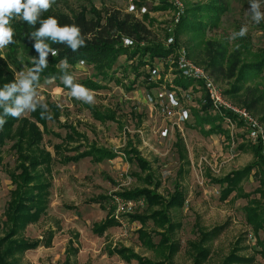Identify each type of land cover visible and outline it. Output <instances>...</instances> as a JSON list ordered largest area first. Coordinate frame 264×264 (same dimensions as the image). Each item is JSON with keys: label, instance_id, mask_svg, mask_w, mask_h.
Here are the masks:
<instances>
[{"label": "rangeland", "instance_id": "1", "mask_svg": "<svg viewBox=\"0 0 264 264\" xmlns=\"http://www.w3.org/2000/svg\"><path fill=\"white\" fill-rule=\"evenodd\" d=\"M130 1L55 0L49 11L68 15L82 10L91 15L90 12L96 11L101 19L108 15L106 12H119L120 18L121 15L130 14L148 30L145 38L141 36V45L160 44L165 47L170 36L174 42L176 37L177 49L186 51L190 61L207 71L223 93L231 89L241 64L250 62L264 49V21L255 24L246 17L249 0H222L225 11L220 14L216 27H209L203 34L180 30L178 23L185 13L190 16L193 9L210 0H179L182 14L178 20L177 9L171 0H132V3L140 4L134 10L129 9ZM141 8L145 9L144 13L140 11ZM245 22L249 25L248 34L230 41L229 34L238 31ZM9 50L8 46L0 49V59L12 71V83H15L17 74L31 67L24 63L22 56L18 57L20 65L13 66L6 58ZM34 53L39 57L36 49ZM212 56H217L218 71L204 68ZM175 57L177 59L176 52L163 60L154 61L152 66L158 70L154 81L160 82L158 87H148L140 78L132 89H128L133 80L130 68L122 72L121 66L126 65L124 56L119 57L114 66L117 71L115 76L123 79L121 84L101 82L92 66L77 62L70 68L76 83L91 79L103 87L99 90L89 89L94 96L91 104L73 97L61 79L44 80L34 87L36 104L54 103L60 109V116L57 122H47L45 128L37 124L42 136L40 146L54 158L49 206L46 215L38 223L26 228L24 237L36 240L47 237L49 231L54 234L51 246L26 251L20 258V264H61L73 248L77 253L70 257L72 264H139L135 259L127 262L117 255L109 254L114 247L121 246L149 260L162 259L158 248L150 249L138 239L139 222L130 223L128 219L125 227L118 225L108 228L102 237L92 231L93 225L101 222L107 212L112 216L109 202L112 195L148 187L142 181L144 173L124 152L130 147L136 149L138 155L150 165L153 180L160 184L157 193L167 199L176 184L185 192L182 207L170 210L174 221L179 223L171 238L179 246L171 264H193L187 252V243L196 238V225H201L207 231L222 227L219 234L207 244L210 256L203 264L221 263L233 247H236L237 255L250 259L246 264H264V255L258 252L259 241L264 242V231L254 233L245 220L246 207L253 206L250 200H259L260 206L264 208V199L253 192L258 186L257 181L250 174L248 179L241 182V192H233L225 200L220 199V187L214 182L251 163L254 157L250 146L254 144L244 136L240 122H235L232 128L222 124L227 133L208 132L210 125L200 123L198 117L217 114L211 105L207 113L201 111L202 103L208 99L197 82L190 80L186 90L176 88L175 80L181 79V76L176 68ZM52 58L48 55L47 60ZM25 59L31 62L28 57ZM245 74L246 79L240 82L238 93L224 95L231 103L242 108H246V101H255L253 109L247 110L261 122L264 130V121H260L264 116V73L257 75L246 71ZM171 90L180 99V109H172L166 101L165 95ZM148 96L153 98L152 102ZM86 105L102 114L113 113L114 120L97 121ZM181 109L188 110L190 116L183 125L177 127L176 112ZM164 129L168 131L166 137L161 136ZM70 133L76 140L62 150L61 139ZM179 139L186 151L187 162L179 158L176 146ZM11 145V141H6L0 148V220L4 219L3 211L9 191L13 189L9 173L15 166V154ZM57 145L61 146L59 154L54 150ZM90 145L112 151L116 156L100 163H94L89 158L67 164L57 160V155H75ZM74 147L78 150H67ZM100 197L101 203L94 202ZM147 224L149 232L153 226L150 222ZM151 239L157 243L159 237L152 235Z\"/></svg>", "mask_w": 264, "mask_h": 264}, {"label": "trees", "instance_id": "2", "mask_svg": "<svg viewBox=\"0 0 264 264\" xmlns=\"http://www.w3.org/2000/svg\"><path fill=\"white\" fill-rule=\"evenodd\" d=\"M222 0H210L204 5H200L191 11L190 16L185 15L181 17L178 23L180 30L184 29L195 34H203L206 29L216 27L220 14L225 11L221 4ZM136 6H140L136 3ZM82 10L74 15H68L57 11H45L41 14L40 19H47L50 16L55 17L60 26L75 24L81 28L82 35L86 37L87 46L81 47L78 51H73L66 43H53L47 40L52 48L58 50V55L48 60V66L41 71L36 72L38 81L34 82V87L44 80L54 79L56 81L61 79L64 75L60 65L61 60L67 58L70 67L66 70L70 74L72 68L77 62H84L86 65L92 66L95 76L101 82L114 81L121 84L123 79L116 77L114 66L119 57L124 56L126 65H122V72L127 71V67L131 70L133 80L128 89H132L135 81L140 79L148 87H158L160 82L152 80L151 71L154 68L152 65L154 61L163 60L165 57L174 53L177 46L175 42L172 47H163L160 44L141 45L140 40L148 34L147 28L135 19L130 14L121 15L119 12L112 11L105 19L98 16V12L92 11L85 13ZM205 20H209L205 21ZM10 27L14 30V43L8 47L11 49L6 56L7 60L13 66L20 65L18 57L22 56V60L31 68H34L33 58L39 59L38 55L34 53L35 39L31 38V33L40 27L37 22L34 26L27 24L19 17H14L10 21ZM122 38H129L132 44L124 46ZM33 41L32 43H30ZM240 44V43H239ZM19 52L22 54L19 55ZM219 54V53H218ZM189 55V54H188ZM221 57L220 55H217ZM217 56H212L206 63V70H219ZM31 59V62L28 59ZM149 69H144L147 67ZM30 68V69H31ZM251 74L264 73V49L258 53L250 62H244L238 68L234 84L231 89L226 90L225 94H236L240 90V82L246 79L245 72ZM125 76V74H124ZM126 77V76H125ZM127 78V77H126ZM13 82V74L8 69L4 60L0 59V88L6 84ZM78 84L83 85L87 89L99 90L102 87L98 81L85 79L79 81ZM176 87L183 90L188 89L190 82L181 77L175 80ZM255 101L245 102L246 109H253ZM50 111V119L42 118L41 111H45L42 104H36L35 111L29 113L28 117L13 118L12 116H4L6 123L0 127V148L6 141H11V149L15 154V166L12 172L9 173V178L13 189L9 191V199L3 211V220H0V264H20L21 256L29 250H34L40 246H51L53 232L49 231L47 237L42 239L30 240L24 237V231L29 225H34L46 215L49 206V196L52 176L53 156L46 149L40 146L42 136L37 128V124L43 128L46 127L47 122H57L60 116V109L54 103L46 102ZM94 117L99 122L107 120H114L113 113L102 114L96 111L92 106L86 105ZM201 111L207 113L210 109L208 101L202 103ZM0 115H3V109L0 108ZM200 123L210 125L209 133H227L222 127L221 117L217 114L215 116H200L198 117ZM264 121V116L260 118ZM76 136H80L73 131ZM81 137V136H80ZM75 137L72 133L65 135L61 139L62 150L71 142H75ZM179 139L177 143V150L179 158L187 162V154ZM68 148V147H67ZM260 145L250 146V151L254 157L253 161L245 166L243 169L233 171L223 178L214 180L220 187V199L225 200L227 197L236 191L241 192L240 185L245 179H248L251 174L257 181L258 186L254 189V193L264 199V156L261 155ZM60 145L54 147L55 153L59 154ZM67 150H78L74 147ZM66 150V151H67ZM128 155L130 161H134L139 167L140 171L144 173L142 181L148 186L144 188H137L133 190L117 193L125 198H143L146 201V207L140 211L128 216L129 222H139L141 227L137 230L138 239L148 248H158L162 254V259L158 261L149 260L147 258L137 256L129 248L114 247L109 252L111 255H117L119 258L129 262L132 259L137 260L139 264H171L174 254L178 251V244L172 241L175 229L179 227V223L175 222L170 210L180 209L184 203L185 192L178 184L174 186L173 192L165 199L160 193H157L159 182L153 180L150 165L138 155V151L130 147L124 151ZM1 154V150H0ZM57 160L62 164L70 162L76 163L82 159L89 158L94 163H100L104 160L113 159L116 154L95 145L88 146L84 151L76 153L75 155H57ZM150 186H153L152 188ZM246 197V195H242ZM103 198V197H102ZM101 197L94 202L101 203ZM253 206L246 207L245 220L251 227L254 233L264 231V208L260 206L259 200L252 199L249 203ZM150 222L153 229L148 232L146 226ZM116 220L107 212L105 218L98 224H94L92 231L97 236H103L104 232L111 227L118 226ZM222 227H214L211 230H205L201 225L195 226L196 238L187 243V252L190 254L193 264H203L210 256V248L207 244L216 237ZM152 235H157L159 240L154 243L151 239ZM260 250L258 251L264 255V242L258 243ZM76 249H72V253H68L65 260L61 264H72L70 257L75 256ZM248 258L237 255L236 247L219 264H246Z\"/></svg>", "mask_w": 264, "mask_h": 264}, {"label": "clouds", "instance_id": "3", "mask_svg": "<svg viewBox=\"0 0 264 264\" xmlns=\"http://www.w3.org/2000/svg\"><path fill=\"white\" fill-rule=\"evenodd\" d=\"M54 3L55 0H0V49L15 42L14 30L10 27L12 18L19 17L20 20L32 26L37 22L40 23L39 29L31 33V38L35 39L34 47L39 52V59L33 58L35 67L21 71L17 74L15 83H9L0 88V108L3 109V115H0V127L6 123L4 116L20 118L36 110L34 82L38 81V76L35 73L48 66L49 53L53 57L58 55V50L46 43L47 40L53 43H66L74 52L87 46L86 37L90 38V34L82 35L81 28L74 23L60 26L53 16L40 19L41 14L48 11ZM248 4L246 17L255 24L264 21V0H249ZM248 31L249 25L245 22L238 31H232L229 34V40L243 38ZM126 43H131V40H126ZM60 67L65 70L64 75L61 76L62 83L71 90L72 96L84 103H93L94 96L91 91L76 83L75 77L67 73L66 70L70 65L66 57L61 60ZM43 108L45 111H41V117L50 119L51 114L46 103L43 104Z\"/></svg>", "mask_w": 264, "mask_h": 264}, {"label": "built area", "instance_id": "4", "mask_svg": "<svg viewBox=\"0 0 264 264\" xmlns=\"http://www.w3.org/2000/svg\"><path fill=\"white\" fill-rule=\"evenodd\" d=\"M131 1L129 3V9L134 10L136 4L132 3ZM171 3L177 9L176 15L178 20L180 15L182 14V5L179 0H171ZM141 9L142 10L140 11L144 13L145 9ZM128 39L129 38H122L124 46L132 44L131 39V43H126V40ZM173 45L174 39L172 36H170L165 43V47H172ZM175 50L176 51H174V53L176 52L177 56V59L175 57L176 68L180 76L185 80H192L193 82H197L198 84H200V87L203 88V90L205 91L208 102L212 106L213 112H215L221 117V123L225 127L232 128L235 122H240L242 125L241 131L243 132L244 136L252 144H259L261 147V155L264 156V130H262L261 128V122L256 120L246 108L236 106L229 100H227L222 90L215 84V82L209 76V73L200 66L190 61L186 51L177 48ZM49 55H51V53H49ZM157 73V67L153 68L151 71L152 80H154L155 76H157ZM165 98L172 109H180L181 102L175 91H168V93L165 95ZM187 98L189 99L188 95ZM148 99L150 102L153 101V98L151 96H148ZM176 114L178 116L176 121L177 123H175L177 127L183 125L189 119L190 116L188 110L182 109L181 111L176 112ZM167 134V129L161 131L162 137H166ZM110 206L112 217L116 220L120 227H125L128 220V216L130 214L142 211L146 207V202L143 198L133 199L125 198L119 195H112L110 200Z\"/></svg>", "mask_w": 264, "mask_h": 264}, {"label": "crops", "instance_id": "5", "mask_svg": "<svg viewBox=\"0 0 264 264\" xmlns=\"http://www.w3.org/2000/svg\"><path fill=\"white\" fill-rule=\"evenodd\" d=\"M50 197V196H49ZM110 202V201H109ZM105 233V232H104ZM104 235V234H103ZM100 237H102V236H100Z\"/></svg>", "mask_w": 264, "mask_h": 264}]
</instances>
